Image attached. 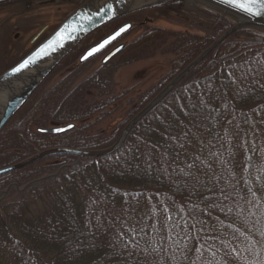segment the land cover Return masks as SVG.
I'll use <instances>...</instances> for the list:
<instances>
[{"label":"trees","instance_id":"1","mask_svg":"<svg viewBox=\"0 0 264 264\" xmlns=\"http://www.w3.org/2000/svg\"><path fill=\"white\" fill-rule=\"evenodd\" d=\"M181 1L187 11L195 6ZM220 16L204 24L203 35L147 27L111 61L86 73L89 62L76 59L80 47L120 20L93 32L0 132V168L52 147L113 145L164 85L236 19ZM255 32L243 28L228 37L116 151L55 154L0 175L2 190L64 166L18 195L10 189L0 202V264H264V42L254 40ZM157 53L173 55L163 81L140 95L113 133H92L121 97L114 91L116 70ZM10 60L5 70L18 61ZM70 123L75 126L61 134L40 131Z\"/></svg>","mask_w":264,"mask_h":264},{"label":"water","instance_id":"2","mask_svg":"<svg viewBox=\"0 0 264 264\" xmlns=\"http://www.w3.org/2000/svg\"><path fill=\"white\" fill-rule=\"evenodd\" d=\"M145 1V2H144ZM168 1V0H164ZM163 1V2H164ZM187 3L195 4L202 2L218 11L221 15L235 16L236 19L231 27L221 34L209 47L193 59L177 76H175L138 114H136L125 126L118 140L111 146L97 150H81L69 147H52L42 150L20 162L0 169V175L13 172L29 166L41 159L55 154L73 153L81 156H102L116 151L124 142L128 132L159 102H161L179 82L212 51L217 52L219 46L233 33L243 28H252L264 31V7L254 0H186ZM146 0H84L64 21H62L45 39L40 41L18 63L0 75V132L5 128L15 114L25 105L31 95L40 84L54 71L60 62L88 35L104 25L126 16L130 13L150 7ZM157 3V2H156ZM154 3V4H156ZM245 5V7H241ZM248 9H251L249 11ZM48 25L44 26L32 38L31 44H35L45 32ZM131 22H126L105 36L96 44L92 45L80 56V64L88 62L116 43L132 29ZM121 29H125L121 31ZM106 42V43H105ZM48 47H45V46ZM101 45H103L101 47ZM125 48L120 43L105 55L102 60L104 65ZM41 49L44 51L41 52ZM93 49H98L92 52ZM92 52V55H89ZM33 62L19 72L12 69L18 67L29 58ZM71 125V127H69ZM74 127V124L41 128L40 131L48 134H61ZM64 169V168H62ZM61 169V170H62ZM60 172L45 175L35 180V183L44 179L52 178ZM12 186H8L3 192L5 197ZM29 187V186H28ZM27 187L19 188L24 191ZM1 194V192H0ZM4 198L0 199V202Z\"/></svg>","mask_w":264,"mask_h":264},{"label":"rangeland","instance_id":"3","mask_svg":"<svg viewBox=\"0 0 264 264\" xmlns=\"http://www.w3.org/2000/svg\"><path fill=\"white\" fill-rule=\"evenodd\" d=\"M17 1L21 0H0V6H2L3 3L10 4L9 7L5 5L2 10H6L3 14H0V24L3 22H9V26L4 28L0 27V75L5 70V67L2 68V66L5 65L8 60L11 62V57L19 60L23 54L31 49L33 45L30 46L29 41L43 26H45V24H50L49 30L45 33L47 34L64 21L68 15H70L75 8L83 2L82 0H78L77 2L76 0H31L32 6L29 4L28 8L25 9V7L22 6V3L18 4ZM180 2L182 3L181 0ZM183 2H186V0ZM181 3L178 7H169L168 10L161 9V6L151 5L148 9H140L135 13L128 15L125 19L131 21L134 27L122 37V42L130 45L146 30L147 27H151L149 24L144 28L142 26L140 27V23L144 21L145 16L152 19L151 24L153 23L155 25L153 27L164 28L170 31L189 30L192 33H199L202 35L204 34V29H202V27L206 22H214V20H216L218 23V18H221L219 11L208 7L207 5L206 7L204 5H195L187 11L183 7L184 4L182 3L181 6ZM196 6H198L199 9ZM205 9L206 11H203ZM162 11L165 12L161 13ZM182 15L191 18L192 22L183 21L181 17ZM213 22L212 25H214ZM254 34L253 38L256 42H264V31L257 30ZM23 45H25V47ZM19 47L24 49L19 53L12 55V49L19 50ZM81 48L82 47H80V52L83 51V48L82 51ZM80 54L76 59H78ZM102 57L103 56H100L89 61V69L86 73L98 69L101 65ZM172 59V54L157 53L151 57L138 59L133 63L119 67L114 73V91L117 95H121V97L108 107L104 119H101L97 124L94 122L91 129L92 133L101 132L103 130H105L106 134L113 133L116 130L118 123L124 121L126 112L132 104L137 102L140 95L144 94L145 91L147 92L151 87H155V85H157L158 82L165 78V76L171 71ZM9 64H6V66ZM76 64L77 63H75V65ZM58 75L60 76V73ZM164 86H166V84ZM62 168H64V166L59 167L58 169L55 168L56 171L52 170V172L46 173L43 176L61 172L64 170ZM43 176L41 175L36 179L28 180L23 184L16 182L8 184V186H12L11 194L18 195L22 193L23 191H19V188L25 186L28 188V186L31 187L34 184H38L39 182L35 183L34 181ZM6 188L0 190V199H5L9 194L8 192L5 197L2 196V192Z\"/></svg>","mask_w":264,"mask_h":264},{"label":"flooded vegetation","instance_id":"4","mask_svg":"<svg viewBox=\"0 0 264 264\" xmlns=\"http://www.w3.org/2000/svg\"><path fill=\"white\" fill-rule=\"evenodd\" d=\"M4 2H5V1H4ZM14 3H15V2H14ZM17 3H18V4L22 3V6L25 7V9L28 8L29 4H31V6H32L31 0H21V1H17ZM5 5L8 6V7L10 6V4H5V3H3V5L0 6V14H3L4 11L6 10V9L2 10V8L5 7ZM132 14H133V13H132ZM130 15H131V14H130ZM125 18H127V16L122 18L123 21H121V23H120L117 27H119V26H121L123 23L129 21V20H126ZM8 21H9V20H8ZM151 21H152L151 18H149L148 16H145V17H144V21H142V22L140 23V27L142 26V27L144 28L147 24H149L151 27L155 26L153 23L151 24ZM45 25H48V27H47V29L45 30V32L42 34V36L40 37L39 40L43 39V37L46 36L45 33L49 30L50 24H45ZM7 26H9V22H3V23L0 24V27H1V28L7 27ZM133 26H134V25H133ZM117 27H116V28H117ZM116 28H115V29H116ZM115 29H114V30H115ZM112 31H113V30H112ZM112 31H110V32H112ZM110 32H108V33L105 34L104 36L108 35ZM47 34H48V33H47ZM104 36H102V37H100V38H98V39L100 40V39L103 38ZM98 39H92V40L88 43V45L85 47V50L88 49L91 45H93V44H95L96 42H98V41H99ZM121 41H122V39H121ZM121 41H120V42H121ZM29 45L32 46V45H31V41H29ZM23 46L25 47V45H23ZM114 46H115V45H114ZM114 46H113V47H114ZM126 46H128V44H126ZM126 46H125V47H126ZM113 47H110L106 52L102 53V55L100 54V55H98L97 57H95L94 59H96V58H98V57H100V56H104V55H105L107 52H109ZM22 49H24V48H20V47H19V50H18V49H12V55H15V54L19 53ZM85 50H84V51H85ZM8 52H9V51H8ZM10 52H11V51H10ZM9 62H10V61L8 60V62H6V64H9ZM101 62H102V59H101ZM6 64L3 65L2 68L5 67ZM13 65H14V64H13ZM10 67H11V66H10ZM10 67H9V68H10ZM4 71H5V70H4ZM2 72H3V71H2ZM2 72H1V73H2Z\"/></svg>","mask_w":264,"mask_h":264},{"label":"snow or ice","instance_id":"5","mask_svg":"<svg viewBox=\"0 0 264 264\" xmlns=\"http://www.w3.org/2000/svg\"><path fill=\"white\" fill-rule=\"evenodd\" d=\"M254 2H258V3H261V7H264V0H254ZM241 7H245V5H241ZM249 11H251V9H248ZM125 29H121V31H124ZM106 43V42H105ZM103 45H101L102 47ZM45 47H48L47 45ZM98 49H93L92 52H95L97 51ZM44 50L41 49V52H43ZM92 52H89V55H92ZM33 62V58H29L27 60H25L23 63H21L18 67L12 69L13 72H19L21 69H24L26 67H28V65L30 63ZM69 127H71V125H69Z\"/></svg>","mask_w":264,"mask_h":264},{"label":"bare ground","instance_id":"6","mask_svg":"<svg viewBox=\"0 0 264 264\" xmlns=\"http://www.w3.org/2000/svg\"><path fill=\"white\" fill-rule=\"evenodd\" d=\"M147 3L146 4H152V5H159L161 4V2H163L164 0H146ZM145 2V1H144ZM157 2V3H156ZM156 3V4H154Z\"/></svg>","mask_w":264,"mask_h":264}]
</instances>
